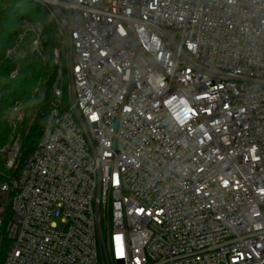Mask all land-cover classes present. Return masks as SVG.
I'll return each mask as SVG.
<instances>
[{"label":"built area","instance_id":"built-area-1","mask_svg":"<svg viewBox=\"0 0 264 264\" xmlns=\"http://www.w3.org/2000/svg\"><path fill=\"white\" fill-rule=\"evenodd\" d=\"M10 1L60 28L68 88L2 151L3 264H264V0ZM21 26L6 57H44Z\"/></svg>","mask_w":264,"mask_h":264},{"label":"trees","instance_id":"trees-1","mask_svg":"<svg viewBox=\"0 0 264 264\" xmlns=\"http://www.w3.org/2000/svg\"><path fill=\"white\" fill-rule=\"evenodd\" d=\"M41 24L44 33V57L26 54L7 58L22 31V20ZM64 51L63 35L46 9L37 4L23 5L19 1L0 0V169H5L6 154L3 149L18 137L21 143L18 172L38 146L46 124V117L53 101L54 87L59 82V70L63 69L61 86L66 96L67 76L62 65L54 64V51ZM13 73H16L12 76ZM36 90H38L36 92ZM20 109L22 116L13 130L11 112ZM0 180H3L0 177ZM8 212L0 226V264H3L11 243L6 234Z\"/></svg>","mask_w":264,"mask_h":264},{"label":"rangeland","instance_id":"rangeland-1","mask_svg":"<svg viewBox=\"0 0 264 264\" xmlns=\"http://www.w3.org/2000/svg\"><path fill=\"white\" fill-rule=\"evenodd\" d=\"M21 4L23 5H29L30 2H22ZM36 40V37L34 36V34L31 31H27L25 32L24 36H23V40H22V44H21V48L19 50V52L16 54V57H23L26 54H31L33 52V48H34V41ZM44 42L42 41V44ZM65 50V48H64ZM64 53V51H63ZM66 90L68 88V80L66 81ZM67 94V92H66ZM10 216V211L6 210ZM10 219V218H9Z\"/></svg>","mask_w":264,"mask_h":264}]
</instances>
